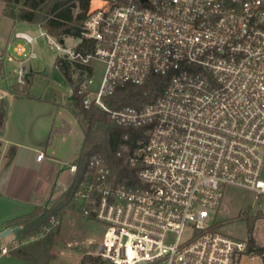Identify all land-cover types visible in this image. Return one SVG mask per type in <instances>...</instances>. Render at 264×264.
<instances>
[{
  "label": "built area",
  "instance_id": "built-area-1",
  "mask_svg": "<svg viewBox=\"0 0 264 264\" xmlns=\"http://www.w3.org/2000/svg\"><path fill=\"white\" fill-rule=\"evenodd\" d=\"M92 1L81 27L92 52L77 49L81 39L66 48L38 26L37 37L13 34L24 43L13 46L24 58L17 84L25 82L22 65L37 57L32 46L43 37L66 61L104 65L97 92L83 74L77 96L84 108L95 106L117 127L142 132L125 158L137 187L113 184L104 159L92 156L77 206L62 211L99 229L82 256L108 264H237L247 242L205 221L226 186L264 199V0H96L100 6L91 9ZM151 76L168 79L152 102L138 109L105 104L115 87L139 86ZM43 158L38 152L36 160ZM60 224H53L56 233Z\"/></svg>",
  "mask_w": 264,
  "mask_h": 264
},
{
  "label": "rangeland",
  "instance_id": "rangeland-1",
  "mask_svg": "<svg viewBox=\"0 0 264 264\" xmlns=\"http://www.w3.org/2000/svg\"><path fill=\"white\" fill-rule=\"evenodd\" d=\"M99 6L100 3L93 0L90 8L95 9ZM20 30L32 37H37L40 33V29L37 26ZM11 42L8 53L15 58V61L10 63L6 59L3 60L8 85L16 84L18 63L24 60V58L18 57L13 52L14 45L24 43L13 38ZM79 42V38L71 36L63 38V44L66 48H73ZM25 47L28 51L30 50L29 46ZM32 49L37 57L35 59L25 60L22 67L25 70V75H29L27 79H30L27 90L32 98L29 100L35 101H20L15 104L16 110L21 115L27 114L28 118H37L34 121L33 135H38L41 130H46L50 133L51 125H55V133L50 139L48 138L50 140L49 145L46 148L41 147L40 149L43 154H46V161L55 159L60 164L61 162L65 164V166L62 164L58 165V170L53 177V182L57 184V191H62L67 189V187H63L60 184L67 186L71 184L72 175L69 172V165L73 163L81 149L83 134L73 111L76 101L73 99L69 100L73 96L72 87L66 82L58 68L54 66L56 59L62 58V56L57 52L50 51L43 37H38L35 40ZM91 69V74H85L84 77H89L92 80L93 84L90 86V89L93 92H97L103 77L104 65L100 61L94 60L91 62ZM30 74L32 75L30 76ZM71 76L74 80L79 78L78 72H73ZM3 80L2 83L4 82ZM61 127L66 128H62L65 129V132L58 131ZM33 156L35 155L33 154ZM54 163L52 161V165ZM33 172L34 169H31V173ZM52 172L50 166L38 170L35 179L47 181L53 174ZM262 176L264 178V169ZM32 177L33 175L31 174L30 179ZM30 182L29 180L28 183ZM47 182H45L46 187L49 185ZM42 194H38L36 200H41ZM19 208H23V206ZM15 210L12 204L0 200V229L4 224L17 217L16 215L18 213L16 215L15 213L13 214ZM17 210L19 214H26L24 213L26 212L24 209H22L24 211ZM80 218L79 215H68V217H64L62 212L60 229L54 235L48 264H98L97 260L87 259L81 255L86 251V239L96 240L99 236V229L96 226L82 223ZM212 223L216 224V229L219 232L235 240L247 242L248 238L252 237L256 246L264 247V199H257L252 192L234 186H226L220 207L205 221L206 226ZM250 228H252L251 231ZM14 239V232L1 239L0 248L6 246L8 252L6 254H0V264H33L20 260L10 254L9 251L12 248ZM32 240L27 239L23 245H27ZM69 245L70 247H68ZM67 249L68 251L66 252ZM91 250L94 251V247ZM64 253L65 255H63ZM237 264H264V255L262 257L251 258L246 254H242Z\"/></svg>",
  "mask_w": 264,
  "mask_h": 264
},
{
  "label": "trees",
  "instance_id": "trees-1",
  "mask_svg": "<svg viewBox=\"0 0 264 264\" xmlns=\"http://www.w3.org/2000/svg\"><path fill=\"white\" fill-rule=\"evenodd\" d=\"M3 14L14 21L36 25L57 40L66 36L81 39V27L89 10L90 0H2ZM77 49L92 52L94 43L81 39ZM54 66L58 68L66 82L72 87L74 114L81 127L83 142L81 149L73 161L76 166L70 186L54 193L45 206L35 207L31 212L17 217L4 225V228H17L14 232L18 246L10 249V254L16 258L33 263L48 264L50 249L52 248L56 226L65 208L76 207L75 194L83 175L87 172V161L92 156L104 159L110 169V181L127 187H137L136 169L125 162L126 156L135 149V141L141 135V130H127L110 123L107 114L95 106L84 108L81 98L77 96L79 83L83 74H91V67L57 58ZM78 72L79 78L72 79L71 74ZM3 75V64L0 60V77ZM167 77L151 76L142 85H124L115 87L112 96L104 102L112 109L141 108L144 104L160 97L167 86ZM30 79L23 84H14L9 92L15 96L31 99L28 93ZM3 117L0 115V125ZM127 135V140L124 136ZM252 225V224H250ZM252 227V226H250ZM215 223L210 229H216ZM252 228H250L251 231ZM30 241L23 245L26 240ZM250 257H262L264 247L256 246L252 237L247 240V250L244 253ZM90 255V254H89ZM96 255V254H94ZM97 260L98 264H108L99 258L84 256Z\"/></svg>",
  "mask_w": 264,
  "mask_h": 264
},
{
  "label": "crops",
  "instance_id": "crops-1",
  "mask_svg": "<svg viewBox=\"0 0 264 264\" xmlns=\"http://www.w3.org/2000/svg\"><path fill=\"white\" fill-rule=\"evenodd\" d=\"M3 10L4 3L2 0H0V60L3 64V75L0 77V99L5 96L7 97L8 101L7 115L6 118H3L2 124L0 125V130L3 128V137L0 141V174L3 170L5 171L0 184V200L12 204L16 209L13 214L15 213L16 215L18 213L16 216L20 217L25 214H19L17 209H20V211L25 210L26 212L24 213L27 214L35 207L45 206L48 203L50 197L54 193L59 192L57 191V184L53 182V177L58 170V165L62 164L65 166V164H63V162L60 164L59 161L51 159L53 162H55L54 165H52V161L45 160V153L43 154L44 158L41 161L36 160L37 153L42 152L40 148H46L49 145L50 140H48V138L50 139V137H52V135L55 133V125H51L52 127H50V133L46 130H41L38 135H33V127L35 124L34 121L37 118H28L27 114H19L16 110L15 104L24 100H27L28 102H34L35 100L33 101L25 97L15 96L9 92L8 89L11 85H8L6 82L3 62L4 59L7 60V58L11 56L8 52L9 48L11 47L13 34L16 31L24 32L20 29L29 28L36 25L14 21L11 18L6 17L3 14ZM14 61L15 58H13L12 61L7 60V62L10 63ZM31 75L32 74H30V76ZM28 77L29 75H26V79ZM2 80L4 81L3 83ZM69 100L72 99L70 98ZM62 128L65 127H61L58 131L63 133L65 132L66 128ZM33 154L35 156H33ZM49 166L52 168L53 174L47 180L48 182L46 180L42 181L35 179V175L38 170L47 168ZM70 166H72V164L69 165V167ZM31 169H34L33 173H31ZM31 174L33 175L32 179H30ZM70 174L72 175V182L74 174L72 172H70ZM29 180L31 181L30 183H28ZM45 182L49 183L47 187ZM60 185L67 188L70 186V184L69 186L62 184ZM40 193H43L42 199L36 200L37 195ZM17 205L19 206L16 207ZM20 206H23V208H19ZM5 229L8 228H4V226H2L0 233ZM1 239L2 238H0V242ZM68 247H70V245ZM67 251L68 249L66 252ZM65 253L63 255H65Z\"/></svg>",
  "mask_w": 264,
  "mask_h": 264
},
{
  "label": "water",
  "instance_id": "water-1",
  "mask_svg": "<svg viewBox=\"0 0 264 264\" xmlns=\"http://www.w3.org/2000/svg\"><path fill=\"white\" fill-rule=\"evenodd\" d=\"M60 44H63V40H60ZM72 99V97H71ZM7 110H8V101H7V97H2V99H0V115L5 118L6 115H7ZM3 137V128L0 130V141H1V138ZM0 146H1V143H0ZM4 170L1 172L0 174V184H1V181H2V178H3V175H4ZM17 230V228H8V229H5L3 231H1L0 233V238H3L5 237L6 235H10L12 234L13 232H15Z\"/></svg>",
  "mask_w": 264,
  "mask_h": 264
}]
</instances>
